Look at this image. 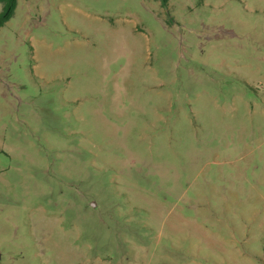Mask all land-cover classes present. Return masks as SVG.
I'll use <instances>...</instances> for the list:
<instances>
[{"label":"rangeland","instance_id":"1","mask_svg":"<svg viewBox=\"0 0 264 264\" xmlns=\"http://www.w3.org/2000/svg\"><path fill=\"white\" fill-rule=\"evenodd\" d=\"M0 264H264V0H17Z\"/></svg>","mask_w":264,"mask_h":264},{"label":"trees","instance_id":"2","mask_svg":"<svg viewBox=\"0 0 264 264\" xmlns=\"http://www.w3.org/2000/svg\"><path fill=\"white\" fill-rule=\"evenodd\" d=\"M3 4V10L0 14V29L9 22L14 16L17 6V0H0ZM163 4L167 5L168 0H162Z\"/></svg>","mask_w":264,"mask_h":264}]
</instances>
